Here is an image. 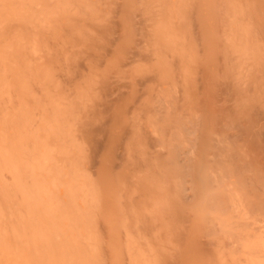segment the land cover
I'll return each instance as SVG.
<instances>
[{"label": "bare ground", "instance_id": "6f19581e", "mask_svg": "<svg viewBox=\"0 0 264 264\" xmlns=\"http://www.w3.org/2000/svg\"><path fill=\"white\" fill-rule=\"evenodd\" d=\"M0 264H264V0H0Z\"/></svg>", "mask_w": 264, "mask_h": 264}, {"label": "rangeland", "instance_id": "374dc122", "mask_svg": "<svg viewBox=\"0 0 264 264\" xmlns=\"http://www.w3.org/2000/svg\"><path fill=\"white\" fill-rule=\"evenodd\" d=\"M202 18H203V17H200V20H201ZM204 18H205V19H204V20L202 19V22H203V21H206V16H204ZM202 22H201V23H202ZM203 24H205V23H203ZM202 26H203V25H202ZM204 36H205V35H204ZM204 36H203V39H204ZM201 42H202V40H201V38H200L199 43H201ZM180 47H184V45H180Z\"/></svg>", "mask_w": 264, "mask_h": 264}]
</instances>
